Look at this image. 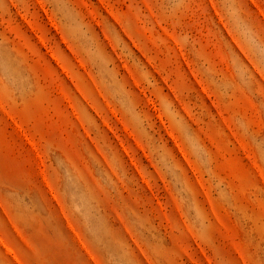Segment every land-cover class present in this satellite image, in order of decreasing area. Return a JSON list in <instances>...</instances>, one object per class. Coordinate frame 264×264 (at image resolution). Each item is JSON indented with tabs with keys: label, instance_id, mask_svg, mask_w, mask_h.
<instances>
[{
	"label": "rangeland",
	"instance_id": "rangeland-1",
	"mask_svg": "<svg viewBox=\"0 0 264 264\" xmlns=\"http://www.w3.org/2000/svg\"><path fill=\"white\" fill-rule=\"evenodd\" d=\"M0 264H264V0H0Z\"/></svg>",
	"mask_w": 264,
	"mask_h": 264
}]
</instances>
